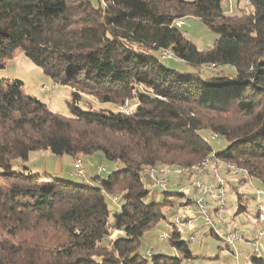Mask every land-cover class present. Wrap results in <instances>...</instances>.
I'll use <instances>...</instances> for the list:
<instances>
[{
    "label": "trees",
    "instance_id": "16d2710c",
    "mask_svg": "<svg viewBox=\"0 0 264 264\" xmlns=\"http://www.w3.org/2000/svg\"><path fill=\"white\" fill-rule=\"evenodd\" d=\"M235 9L227 14L223 0H0V70L23 53L53 85L69 88L71 115L49 111L19 80L0 79V185L8 189L0 190V264L191 263L173 223L167 242L178 257L139 254L173 206L146 203L142 173L150 185L151 169L195 174L213 153L244 171L239 182L264 187V0H237ZM185 18L218 36L211 48L198 50L173 26ZM163 50L191 72L166 67ZM83 96L135 108L85 111ZM207 134L225 149L214 152ZM43 152L74 161L101 154L122 167L98 170L91 184L59 180L26 165ZM115 195L122 203L112 212L107 198Z\"/></svg>",
    "mask_w": 264,
    "mask_h": 264
},
{
    "label": "rangeland",
    "instance_id": "374dc122",
    "mask_svg": "<svg viewBox=\"0 0 264 264\" xmlns=\"http://www.w3.org/2000/svg\"><path fill=\"white\" fill-rule=\"evenodd\" d=\"M93 1L96 2V0ZM100 1L102 2V0ZM236 3L237 0H225V12L230 15L234 14L236 12ZM242 5L243 1L240 2V7H238L242 9ZM184 22L185 24L180 31L198 50L204 51L212 47L214 41L218 37L216 34L207 29L197 19L185 18ZM163 63L166 67L178 72H191L192 70L174 57L163 61ZM223 72L229 73L227 69H224ZM0 79L3 81L19 80L22 83L21 90L24 94L36 98L41 103L45 104L49 111L53 113L63 117L71 116L66 105L70 97L69 88L62 85H53L50 79L46 77L36 65L31 63L23 53L15 52L13 58L7 62L5 68L0 70ZM83 98L82 102L78 104L79 108L82 110L87 111V107H90V110L97 112H120L121 106L117 107L111 104H101L92 97L83 96ZM134 108L135 104L131 105V109L133 110ZM206 137L214 152L218 153L225 149L226 143L223 139L218 138L211 140L210 134H207ZM40 154L41 155L36 153L31 154L29 161L26 163V165L32 169L33 173L40 175H45V173H47V175L52 178L66 181L69 180V178H63L51 173L55 169V160L57 157L53 156L50 152ZM61 158L62 160H68L69 173L71 171L69 157L64 156ZM83 163L85 169H87L88 173H91V175H99L100 172L98 171V168H103L104 171L101 172V175L106 176L112 171L122 167V164L119 162L112 163L106 161L101 154L85 157L83 158ZM19 164V162L13 163V171H22ZM162 170L165 172L161 175V178L166 180L167 188L170 192L172 191L171 194H164L160 189H153L149 183L148 175L145 172L142 173V181L145 189L148 191L146 203H162L164 199L173 202V206L170 207L171 209L164 208L163 210L166 216L165 220H162L157 226L146 232L142 238L138 252L143 257L148 252L152 255L162 254L170 257H178V252L171 247L167 241L159 240L160 235L163 233L171 234L173 230L171 223H173L174 217H176L178 213H181L179 216L181 219L186 218L185 214L177 208L182 206L178 205L181 202L190 204L187 197L190 195L188 186L192 180L212 184L213 186L216 185L210 175L201 170L196 171L195 174L190 171L186 175L174 173V169L170 167L162 168ZM220 172L225 178L224 200L226 206L223 213H214L213 207L215 206V203L212 202L210 209H208L210 225L206 224L203 214L195 209L194 216L192 217L194 221L191 229L189 230L187 228L178 227V230L181 232V240L187 242V246L194 256L191 263L253 264L252 259L257 258L261 259L264 264V237L260 241L258 253H254L252 247L247 243V241L251 240L253 234L261 227L257 224L256 217L258 214V203L264 207V187L256 180L247 179V181H244L243 183L239 182V180L242 179V174L228 175L225 168H220ZM0 190L5 194L8 193V189L4 185H0ZM174 192H179L180 194L174 195L172 194ZM239 197L241 198V202H239ZM121 203L122 201L118 200L113 204L111 202V197L107 198L108 208L112 212L118 211ZM238 203L244 206L245 209L243 212L237 211ZM233 230H235L237 235L241 238V240L235 245V251L233 249H227L221 241L222 236ZM191 236L194 237L193 241H190ZM187 263V261L183 262V264Z\"/></svg>",
    "mask_w": 264,
    "mask_h": 264
},
{
    "label": "built area",
    "instance_id": "2783aa9c",
    "mask_svg": "<svg viewBox=\"0 0 264 264\" xmlns=\"http://www.w3.org/2000/svg\"><path fill=\"white\" fill-rule=\"evenodd\" d=\"M103 1V0H102ZM225 2V0H223ZM185 19H177L173 22V26L176 28H182L185 24ZM159 54V61L163 62L167 59L172 58V54L168 50H163L158 53ZM211 69H215L214 67H211ZM120 112L124 115H130L132 113L131 105L128 101H125L124 104L120 108ZM216 136H211L210 139H215ZM220 168H225V171L228 175H236V174H243L244 171L235 165L232 164H226L222 162L221 160L217 159L213 153H211L207 158H205L200 166L199 170L207 173L210 175L212 180L215 182V186L212 184L203 183L197 180H192L191 183L188 186V189L190 190V195L188 197L189 202L196 207V209L203 214L206 220V224L210 225V220L208 218L209 216V210L211 207V203L214 202L215 206L213 207V212L216 214H222L226 203L224 200L225 197V178L222 176L220 172ZM73 169H74V175L77 177H84L85 176V170L82 166V162L80 159H76L73 163ZM99 171H104L103 168H99ZM164 170H147V173L150 176L151 180V187L155 189H160L162 191L167 189V182L165 179L161 178V175L164 174ZM174 173L178 174H188L190 172L189 169H177L173 170ZM258 194V192H257ZM118 196L115 195L111 198L112 203L115 204L117 202ZM189 203H186L188 205ZM257 217L256 222L258 225H260V229L253 234V237L250 241H247V243L252 247L254 253L259 252L260 247V241L264 237V207L258 203L257 205ZM181 213H178L176 217H174L173 224L175 227L180 228H187L191 229L193 218H184L181 219L179 216ZM169 234L163 233L160 235L159 240L160 241H167L169 239ZM194 237H190V241H193ZM241 238L237 235L235 230L232 232H227L224 236L221 237V241L223 242L224 246L227 249H233L235 251V245L237 242H239ZM222 252V250H221ZM151 253H147L146 257H150ZM192 264V263H188Z\"/></svg>",
    "mask_w": 264,
    "mask_h": 264
},
{
    "label": "crops",
    "instance_id": "0c3cea01",
    "mask_svg": "<svg viewBox=\"0 0 264 264\" xmlns=\"http://www.w3.org/2000/svg\"><path fill=\"white\" fill-rule=\"evenodd\" d=\"M43 153H46V152H43ZM37 154L41 155L40 153H37ZM73 161H74L73 159L69 158L71 171L68 173V167H69L68 160H62V158H57L55 160V169L51 173L56 175V176H61L63 178H69V180H72V181H80L81 183H84V184H91L92 183L91 178L97 174L91 175V173H88V170L85 169V167H84V163H83V159H82V165H83V168L85 169V172H86L85 176L84 177L75 176L74 171H73ZM45 170H47V169H45ZM98 170H99V168H98ZM45 172H48V171H45ZM45 175H47V173H45ZM178 205H182V206L178 207L177 209H179V211H181L183 214H185L186 218H190V217L194 216L196 208L191 203L184 206L185 202H181Z\"/></svg>",
    "mask_w": 264,
    "mask_h": 264
}]
</instances>
